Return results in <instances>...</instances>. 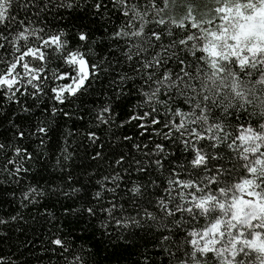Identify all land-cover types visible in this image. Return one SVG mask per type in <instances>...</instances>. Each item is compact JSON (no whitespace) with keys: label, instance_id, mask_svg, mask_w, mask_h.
I'll use <instances>...</instances> for the list:
<instances>
[{"label":"trees","instance_id":"trees-1","mask_svg":"<svg viewBox=\"0 0 264 264\" xmlns=\"http://www.w3.org/2000/svg\"><path fill=\"white\" fill-rule=\"evenodd\" d=\"M246 1L224 0L223 5ZM68 2L83 6L53 7ZM95 2L13 0L17 20L45 32L63 31L73 46L87 53L90 64L98 65V71L75 97L65 94L63 104L52 97L48 80L38 94L29 89L11 100L0 95V143L5 145L0 151V264H68L72 256L51 243L56 237L66 240L70 252L83 254L86 264H177L175 254L184 248L185 231L199 230L203 220L197 224L180 219L179 214L168 217L157 211L155 202L171 199L165 189L173 170L188 183L190 176L200 175L190 168L192 155L185 141H199L207 128V134L220 143V136H238L241 123L259 131L264 122V71L249 62L243 71L228 63L221 64L223 72L213 76L208 67L211 58L198 63L201 53L192 58L180 46L182 39L196 34L187 27L189 21L203 28L215 18L214 0H163V6L158 0H128L127 17L115 0H103L107 7L99 12L91 6ZM118 30L125 38L114 37ZM0 32L11 38L4 26ZM80 32L88 35V41H78ZM0 43L5 45L0 59L10 57L11 45ZM192 47L200 45L193 41ZM161 55L171 59H165L166 68L139 71L142 63L147 67ZM177 56L192 63L195 71L173 88L174 79L165 81L155 73L179 71ZM261 60L252 63L264 68ZM57 63L49 65L48 77ZM146 74L151 83L144 79ZM105 108L109 111L101 120L98 114ZM177 119L173 124L177 131L167 126ZM41 127L45 133L37 131ZM19 131L25 133L23 138ZM201 143L205 151L219 153L213 165L228 170L236 166L240 172L236 153L226 145L210 149L209 141ZM16 147L26 149L30 158L18 157ZM240 152L246 156L242 146ZM256 172L264 174V158ZM133 187L140 191L133 193ZM112 204L122 207L115 219L126 221L124 226L102 210ZM90 207L95 215L86 211ZM145 208L155 220L140 211Z\"/></svg>","mask_w":264,"mask_h":264},{"label":"snow or ice","instance_id":"snow-or-ice-1","mask_svg":"<svg viewBox=\"0 0 264 264\" xmlns=\"http://www.w3.org/2000/svg\"><path fill=\"white\" fill-rule=\"evenodd\" d=\"M115 2L120 5L122 15L127 17L129 15L128 0H124L123 4L120 0H115ZM158 2L163 6V0H158ZM214 2L216 7L213 10L217 15L206 22L203 28H199L191 21L188 22L187 27L196 34L180 41L183 52L190 54L192 58L196 57L198 52L201 53L198 63H204L211 58L208 67L214 70L213 76L223 72L221 64L228 63L243 71L245 62H249L250 66L256 68L257 71H264V68H259L257 64L252 63L256 59V47L264 46V8L254 17L237 15L230 19L229 9L220 6L223 5L224 0H214ZM24 6L28 7V4ZM75 6L82 7L83 5H74L71 2L53 4L56 8ZM91 6L97 12L107 7L103 0H96ZM12 10L13 0H0V26H4L11 35L10 38L0 32V40L7 41L12 48L10 57L0 59V95L11 100L16 97L17 93L24 95L29 89L32 90L31 94H38L43 91L44 81L48 80L51 85L48 90L52 97L63 104L66 100L65 94L75 97L90 84L91 77L98 71V65L90 64L87 53L80 47L73 46L66 33L63 31L45 32L43 28H31L27 26L25 20H17ZM250 22L257 25L256 31L249 30ZM14 25L19 26L18 30ZM213 28L215 31H212ZM12 32L14 35L11 34ZM76 37L80 42L88 41V35L84 32L77 33ZM114 37L116 39L125 38L121 30L115 32ZM153 39L159 41L160 37L153 36ZM193 41L200 47H192ZM125 46L127 47V44ZM0 48H5V45L0 43ZM242 56L244 60H241ZM165 59L168 58L161 55L156 62L147 67L142 63L139 71L142 74L153 73L156 67L166 68L171 59H168L167 63L164 62ZM175 60L179 71L172 70L171 75H165V72L161 71L156 72L155 75L162 77L165 81L174 79L176 84L170 86L178 88L181 86V81L188 79L187 74L195 69L192 63L186 62L184 57L177 56ZM54 61H58L56 69L52 70L51 77H48L49 65ZM260 63L264 64V60ZM120 79L122 81L125 77L121 76ZM144 79L152 82V77L147 74ZM63 81L68 82L57 83ZM108 111L109 109L105 108L101 114H98V118L103 120V114ZM174 112L175 109H173ZM200 121H203V117ZM158 122L153 119V123ZM177 122H179L178 119L170 121L167 126L173 128V124ZM37 131L45 133L46 129L41 127ZM203 131L205 135H202L199 141L188 139L184 143L185 148L192 155L188 162L191 165L190 168L194 172L199 170L200 175L190 176L187 180L191 182L188 183L180 178V173L173 170L165 189L171 199L166 202V198L162 197L155 202L158 205L157 211L168 217L175 218L179 214L180 219H187L190 223L197 224L203 220L199 230L185 231L184 248L178 249L175 254L177 264H189L198 259L202 261V264H229L228 254L231 255L234 264H249V261H252V264H264V257L260 260L254 259L256 253L251 248L254 234L264 237V174L256 172V166L260 165L261 161L255 159L256 156L264 158V148L257 145L260 151L253 150L251 156L241 155L240 147L252 139L251 136L245 135V133H250L251 129L244 123L236 129L238 136L234 139H229V136H220L218 137L220 143L207 134L209 129L205 128ZM17 135L23 138L25 133L19 131ZM206 140L210 142V149H216L224 144L236 153L240 172H236V166L228 170L220 164L213 165L211 162L218 160L220 156L219 153L205 151L201 142ZM156 148L163 151L160 145H156ZM4 149L5 145L0 143V151ZM244 151L247 152L248 149ZM14 152L18 157L30 158L26 149L16 147ZM8 163L12 161L9 160ZM117 163L120 161L118 160ZM16 170L20 171L19 168ZM30 191L34 192L35 189H30ZM131 191L138 193L140 189L133 187ZM173 192L176 194L172 195ZM25 196L27 198V193ZM96 198H101L100 192L96 193ZM102 210L109 218L114 219L117 225L124 226L126 223L122 219H115L116 214L123 211L121 206L112 204L110 207H102ZM86 211L90 215L96 214L91 207ZM140 211H143L145 216L151 220L156 219V216L146 208ZM184 213L189 215L184 217ZM180 219L176 220L177 227H180ZM0 223L3 221L0 220ZM132 223H137V221L133 220ZM164 239L167 240L168 237L165 236ZM234 240L240 246V250L229 253V250L223 248L222 245L225 241L231 244ZM51 243L72 256L68 264H86L83 254L69 251V245L64 238L56 237L51 240ZM210 256L211 259H209Z\"/></svg>","mask_w":264,"mask_h":264},{"label":"rangeland","instance_id":"rangeland-1","mask_svg":"<svg viewBox=\"0 0 264 264\" xmlns=\"http://www.w3.org/2000/svg\"><path fill=\"white\" fill-rule=\"evenodd\" d=\"M221 7H227L229 9L228 14L230 16V19L235 18L237 15L246 16V17H254L259 14L262 8H264V0H248L246 2L233 3L232 5H221ZM256 28H257V25L255 23L250 22L249 30L256 31ZM249 47H252V45H249ZM256 53H257L256 58H260L264 60V46H257ZM229 55H231V53H229ZM241 60H244L243 56L241 57ZM250 129H251V132L245 133V135L251 136L252 139L249 140L247 144L242 145L243 151L244 149H248L247 152L244 151L246 156H251L253 150L257 152L260 151V148H258L257 145L261 146V148H264V122L259 131H255L252 128ZM255 159L261 161V157L259 156H256ZM249 166L251 167L252 165H249ZM257 166H260V165H257ZM222 247L225 249H228L229 253L233 251L238 252L240 250V246L236 244L235 240L231 244L225 241ZM251 248L256 253L254 257L255 260H260L262 257H264V237H258V236H255L254 234L252 242H251ZM227 259L229 261V264H234V262L231 259L230 254L227 255ZM249 264H252V261H249Z\"/></svg>","mask_w":264,"mask_h":264}]
</instances>
